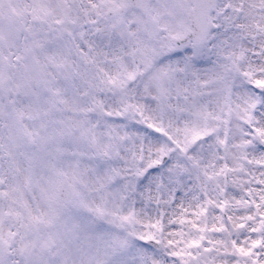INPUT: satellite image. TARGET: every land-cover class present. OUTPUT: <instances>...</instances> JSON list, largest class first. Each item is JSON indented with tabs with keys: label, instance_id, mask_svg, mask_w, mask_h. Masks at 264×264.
<instances>
[{
	"label": "snow or ice",
	"instance_id": "obj_1",
	"mask_svg": "<svg viewBox=\"0 0 264 264\" xmlns=\"http://www.w3.org/2000/svg\"><path fill=\"white\" fill-rule=\"evenodd\" d=\"M0 264H264V0H0Z\"/></svg>",
	"mask_w": 264,
	"mask_h": 264
}]
</instances>
